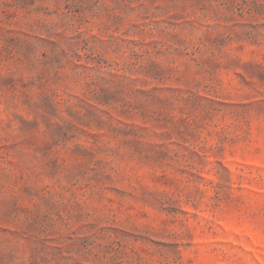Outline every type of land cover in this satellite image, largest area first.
I'll list each match as a JSON object with an SVG mask.
<instances>
[{"label":"rangeland","instance_id":"374dc122","mask_svg":"<svg viewBox=\"0 0 264 264\" xmlns=\"http://www.w3.org/2000/svg\"><path fill=\"white\" fill-rule=\"evenodd\" d=\"M0 264H264V0H0Z\"/></svg>","mask_w":264,"mask_h":264}]
</instances>
